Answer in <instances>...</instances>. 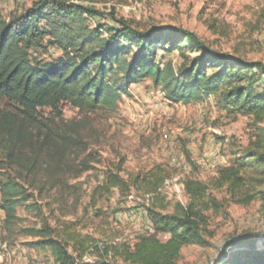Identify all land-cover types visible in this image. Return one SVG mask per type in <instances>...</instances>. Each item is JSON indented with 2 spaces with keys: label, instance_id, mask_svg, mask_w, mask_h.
Returning <instances> with one entry per match:
<instances>
[{
  "label": "trees",
  "instance_id": "16d2710c",
  "mask_svg": "<svg viewBox=\"0 0 264 264\" xmlns=\"http://www.w3.org/2000/svg\"><path fill=\"white\" fill-rule=\"evenodd\" d=\"M102 16L95 9L65 0L35 1L8 20L0 13V103L7 105L0 108V169L20 166L35 178L48 161L62 163L75 150L87 152L82 140L63 131V105L81 112L114 111L134 85L147 79L170 105L217 95L230 114L249 117L255 125L264 123V90L258 87L264 78V63L215 50L196 33L176 26L138 28L113 14L114 24L89 25L90 19ZM48 48L60 55L48 60L33 56V51L47 52ZM175 53L179 57L176 64L169 60ZM44 110L53 114L54 122L45 121ZM255 145L208 183L187 178V205L177 204L173 213H165L156 196L153 200L160 207L153 204L146 210L153 231L139 236L133 246L108 247L100 261L79 264H179L183 248L209 247L208 213L222 207L213 191L224 190L230 202L238 205L248 206L256 200L248 174L264 175V134ZM123 164L121 159L104 176L102 190L154 194L170 177L158 167L145 175L128 173L124 178ZM82 166L83 171L90 169L87 161ZM57 169H48L41 193L56 188ZM24 193L17 180L0 181L4 224L14 220L29 200ZM35 233L39 239L34 247L51 250L58 264H77L69 242L80 246L82 254L89 248L87 242L75 240L72 234L64 237L47 223ZM162 236L169 238L163 241ZM261 241L254 235L234 238L219 264H264Z\"/></svg>",
  "mask_w": 264,
  "mask_h": 264
},
{
  "label": "rangeland",
  "instance_id": "374dc122",
  "mask_svg": "<svg viewBox=\"0 0 264 264\" xmlns=\"http://www.w3.org/2000/svg\"><path fill=\"white\" fill-rule=\"evenodd\" d=\"M35 1L0 0L1 16L8 20L22 14ZM65 1L102 13L101 18L89 20L92 27L114 24L111 14L138 28L176 26L196 33L215 50L264 63V0ZM59 55L55 48L33 51L34 57L45 60ZM169 58L175 64L179 60L177 53ZM258 87L264 90V78ZM6 106L0 103V108ZM62 111L63 131L82 140L88 151L75 150L64 163L48 161L35 178L20 166L0 169V181L17 180L29 197L10 222L3 223L0 210V264H58L51 250L34 247L39 239L35 232L46 223L64 237L72 234L75 240L88 243L82 254L80 246L69 242L77 264L100 261L108 247L133 246L139 236L153 231L146 210L153 204L160 207L153 200L156 196L165 213H173L177 204L187 205V178L210 182L220 169L254 148L264 134V123L255 125L249 117L230 114L220 96L170 105L150 79L134 85L114 111L81 112L69 104ZM41 115L54 122L49 110ZM121 159L124 178L158 167L170 177L154 194L136 189L107 193L101 189L104 176ZM85 161L90 164L87 171H83ZM50 167L58 168L55 178L60 180L55 189L41 193ZM248 178L256 200L238 205L230 202L224 190H214L222 207L208 213L210 246L183 248L179 264H219L227 243L239 236L254 235L258 243L264 241V175L251 171Z\"/></svg>",
  "mask_w": 264,
  "mask_h": 264
}]
</instances>
